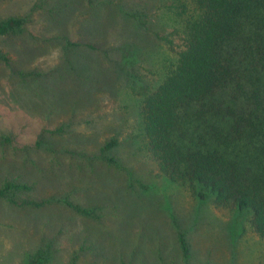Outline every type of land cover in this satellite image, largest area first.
<instances>
[{"label":"rangeland","instance_id":"374dc122","mask_svg":"<svg viewBox=\"0 0 264 264\" xmlns=\"http://www.w3.org/2000/svg\"><path fill=\"white\" fill-rule=\"evenodd\" d=\"M117 3L146 16L117 14ZM161 3L0 0V21L22 20L0 36V184L28 180L18 203L48 201L0 198V264H29L37 251L43 264H264V240L238 214L191 197L140 151L139 93L175 59L152 34L177 24ZM112 138L118 145L102 151Z\"/></svg>","mask_w":264,"mask_h":264},{"label":"trees","instance_id":"16d2710c","mask_svg":"<svg viewBox=\"0 0 264 264\" xmlns=\"http://www.w3.org/2000/svg\"><path fill=\"white\" fill-rule=\"evenodd\" d=\"M112 1L94 3L103 8ZM158 7L177 24L167 21L169 29L155 24L161 30L152 34L175 59L158 84L139 93L140 151L160 177L199 201L235 212L264 240V0H162ZM119 9L117 3V14L122 11L137 22L146 16L137 7ZM112 20L105 22V31ZM21 26L17 18L0 21V36L15 34ZM0 60H7L1 48ZM116 145L112 138L102 151ZM102 160L127 171L132 181L119 162ZM31 190L28 180L5 178L0 198L35 208L48 203L21 198L19 204L17 196ZM177 226L179 248L188 260L186 233ZM46 258L37 251L29 264H43Z\"/></svg>","mask_w":264,"mask_h":264}]
</instances>
